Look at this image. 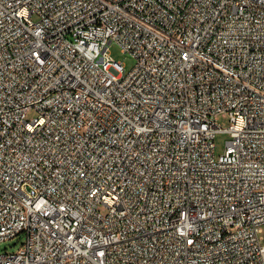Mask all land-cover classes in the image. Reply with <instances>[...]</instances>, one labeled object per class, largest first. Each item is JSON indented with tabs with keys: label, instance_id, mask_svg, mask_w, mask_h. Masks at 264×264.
<instances>
[{
	"label": "built area",
	"instance_id": "1",
	"mask_svg": "<svg viewBox=\"0 0 264 264\" xmlns=\"http://www.w3.org/2000/svg\"><path fill=\"white\" fill-rule=\"evenodd\" d=\"M263 225L264 0H0V264H264Z\"/></svg>",
	"mask_w": 264,
	"mask_h": 264
},
{
	"label": "rangeland",
	"instance_id": "2",
	"mask_svg": "<svg viewBox=\"0 0 264 264\" xmlns=\"http://www.w3.org/2000/svg\"><path fill=\"white\" fill-rule=\"evenodd\" d=\"M110 50L112 56L120 61L126 68V71H130L134 64L135 59L128 53L122 52V48L117 43H112L110 45ZM35 111H30L27 114L28 119H33L36 117ZM218 123H220L222 126H228L229 125V117L227 115H220L218 117ZM230 139V134L228 133H219L217 134L215 138V151L216 155H219L224 152L226 147V142ZM105 211V209H102ZM261 235L264 238V225L262 226V233ZM24 243V235L16 236L14 238L6 239L4 241L0 242V252H15L17 251L22 244Z\"/></svg>",
	"mask_w": 264,
	"mask_h": 264
}]
</instances>
